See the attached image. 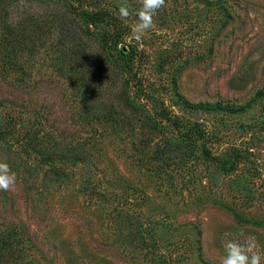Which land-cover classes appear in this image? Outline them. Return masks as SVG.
Wrapping results in <instances>:
<instances>
[{"label":"rangeland","instance_id":"obj_1","mask_svg":"<svg viewBox=\"0 0 264 264\" xmlns=\"http://www.w3.org/2000/svg\"><path fill=\"white\" fill-rule=\"evenodd\" d=\"M19 1L18 12L39 16L78 4ZM82 6L107 10L99 24L80 19L92 35L82 40L97 54V41L119 37L108 53L127 64L128 94L157 136L145 147L138 121L87 120L91 102L62 71L57 32L22 71L0 58V162L16 175L0 191V238L12 240L20 264H222L224 243L247 237L264 253V0H165L141 41L131 35L140 0ZM90 80L89 100L105 115L118 89ZM29 139L61 151L43 163ZM165 140L186 148L168 166Z\"/></svg>","mask_w":264,"mask_h":264},{"label":"trees","instance_id":"obj_2","mask_svg":"<svg viewBox=\"0 0 264 264\" xmlns=\"http://www.w3.org/2000/svg\"><path fill=\"white\" fill-rule=\"evenodd\" d=\"M78 2L74 5H62L60 9L45 11L43 16L34 14L30 10H22L18 12L20 6L19 0H0V58L15 71L24 70V60L31 59L35 54L38 43L46 41L54 32L58 33L57 44L62 50V61L66 68L62 69L67 76H73L77 81V87L80 94L91 102L86 105L85 115L87 120L93 117L103 119L114 124L131 129L134 122H140L143 127L140 130H146L144 146L148 147L154 140L157 126L153 118L138 104H136L128 94V79H123V74L128 69L127 64H121L117 59L108 53L109 50L117 46L119 37L110 35V39L97 41L99 53L90 52L87 50V45L82 38L85 36L91 37L90 30L81 24L83 19L86 27L88 25L99 24L104 21V16L107 14L106 9L88 10L82 5L86 0H75ZM23 2V1H22ZM37 2V1H36ZM65 9V10H64ZM17 13L18 18L13 15ZM20 15V16H19ZM72 16V17H71ZM71 18V20H70ZM57 30V31H56ZM29 63V62H28ZM98 78L102 85L97 84L96 88H101L104 83L118 89L109 96H114L112 102L107 106L105 115L100 111L101 105L90 101L92 99V83L91 78ZM111 83V84H110ZM104 87V86H103ZM99 90V89H98ZM93 92V91H92ZM109 97V98H110ZM133 129V128H132ZM6 133L3 123H0V140L3 141ZM194 130H186L184 133L185 140L191 139ZM161 151L159 153L163 165H169L174 160L178 159L184 151V146L177 143H171L168 140L162 142ZM28 147L38 155H42L43 163H51L54 151H42L33 143L32 139L28 140ZM57 150L55 152H60ZM62 157L65 159H74L79 162L86 158L82 153L69 156L65 154ZM226 170H230L227 167ZM60 173L57 174V176ZM141 231L135 232L134 240L143 238ZM133 240V238H131ZM17 248L8 237L0 238V264H20L18 260ZM22 264V263H21Z\"/></svg>","mask_w":264,"mask_h":264},{"label":"clouds","instance_id":"obj_3","mask_svg":"<svg viewBox=\"0 0 264 264\" xmlns=\"http://www.w3.org/2000/svg\"><path fill=\"white\" fill-rule=\"evenodd\" d=\"M140 8L136 12V22L131 26V35L141 41L143 35L153 27V18L165 7V0H140ZM119 17L126 21L131 15L126 5L119 7ZM16 175L12 173L6 162H0V191H9L14 187ZM225 256L222 264H262L264 253L257 250L255 237H247L244 244L229 240L223 245Z\"/></svg>","mask_w":264,"mask_h":264}]
</instances>
